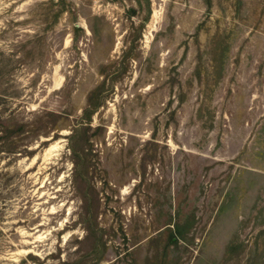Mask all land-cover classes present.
I'll return each mask as SVG.
<instances>
[{"label":"rangeland","instance_id":"1","mask_svg":"<svg viewBox=\"0 0 264 264\" xmlns=\"http://www.w3.org/2000/svg\"><path fill=\"white\" fill-rule=\"evenodd\" d=\"M0 264H264V0H0Z\"/></svg>","mask_w":264,"mask_h":264},{"label":"trees","instance_id":"2","mask_svg":"<svg viewBox=\"0 0 264 264\" xmlns=\"http://www.w3.org/2000/svg\"><path fill=\"white\" fill-rule=\"evenodd\" d=\"M80 30V27H75V31H79ZM22 128V127H20Z\"/></svg>","mask_w":264,"mask_h":264},{"label":"water","instance_id":"3","mask_svg":"<svg viewBox=\"0 0 264 264\" xmlns=\"http://www.w3.org/2000/svg\"><path fill=\"white\" fill-rule=\"evenodd\" d=\"M78 26V25H77Z\"/></svg>","mask_w":264,"mask_h":264}]
</instances>
